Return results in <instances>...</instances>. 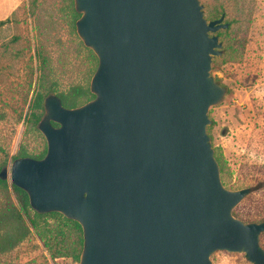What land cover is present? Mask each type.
I'll use <instances>...</instances> for the list:
<instances>
[{
  "label": "water",
  "instance_id": "water-1",
  "mask_svg": "<svg viewBox=\"0 0 264 264\" xmlns=\"http://www.w3.org/2000/svg\"><path fill=\"white\" fill-rule=\"evenodd\" d=\"M75 28L97 57L94 97L43 98V157H16L0 179L39 213L82 229L79 264H212L218 250L264 264V220L232 213L251 192L221 182L206 126L225 93L211 75L225 14L199 0H74Z\"/></svg>",
  "mask_w": 264,
  "mask_h": 264
},
{
  "label": "rangeland",
  "instance_id": "rangeland-1",
  "mask_svg": "<svg viewBox=\"0 0 264 264\" xmlns=\"http://www.w3.org/2000/svg\"><path fill=\"white\" fill-rule=\"evenodd\" d=\"M207 20L225 14L219 30L222 54L213 56L211 75L225 87L223 98L209 108L206 126L221 182L236 190L250 187L233 213L243 222L264 220V0H199ZM74 0H18L0 26V168L25 149L30 157L42 151L45 138L27 120L29 102L38 92L66 93L88 87L96 55L75 28ZM66 107V106H65ZM43 112L41 113L42 116ZM5 198L0 193V202ZM234 210V209H233ZM26 223H28L25 217ZM46 227L58 226L39 219ZM49 234H46L48 236ZM74 234L67 242L73 247ZM264 248V232L259 236ZM212 264H252L243 253L218 250ZM0 264H79L71 257L52 258L34 230L12 250L0 253Z\"/></svg>",
  "mask_w": 264,
  "mask_h": 264
},
{
  "label": "trees",
  "instance_id": "trees-1",
  "mask_svg": "<svg viewBox=\"0 0 264 264\" xmlns=\"http://www.w3.org/2000/svg\"><path fill=\"white\" fill-rule=\"evenodd\" d=\"M79 16L80 14H76L75 18H79ZM7 20L8 17L0 20V26L7 22ZM217 33H219V31ZM58 96L62 104L66 107L79 106L94 97L88 87L81 86L72 87L68 92L59 93ZM42 103V95L38 92L32 96L29 102L30 111L27 120L31 121L34 126L37 125L41 113L44 110ZM45 151L46 145L40 153L32 157L41 158L45 154ZM22 156H29L25 149H20L11 159L13 160L16 157ZM216 160L219 164L220 173H222L220 159L216 158ZM0 193L5 198L0 202V253L12 250L27 236L30 230H34L39 238L42 239L44 245L47 246L53 259L57 257H71L76 263H79L83 239L82 229L77 221L67 218L56 211L45 213L34 211L30 207L27 193L20 187L11 183L9 179H0ZM234 212L238 213L240 211L234 208L233 213ZM25 217L28 223H26ZM39 219H51L56 222L59 227L53 225L51 227H46L44 233L42 231L43 228L39 225ZM46 234L49 235L46 236ZM70 234L75 235V239L72 242L74 245L73 247L69 246L67 242Z\"/></svg>",
  "mask_w": 264,
  "mask_h": 264
},
{
  "label": "crops",
  "instance_id": "crops-1",
  "mask_svg": "<svg viewBox=\"0 0 264 264\" xmlns=\"http://www.w3.org/2000/svg\"><path fill=\"white\" fill-rule=\"evenodd\" d=\"M18 0H0V20L7 18L17 7Z\"/></svg>",
  "mask_w": 264,
  "mask_h": 264
},
{
  "label": "flooded vegetation",
  "instance_id": "flooded-vegetation-1",
  "mask_svg": "<svg viewBox=\"0 0 264 264\" xmlns=\"http://www.w3.org/2000/svg\"><path fill=\"white\" fill-rule=\"evenodd\" d=\"M215 19V18H214Z\"/></svg>",
  "mask_w": 264,
  "mask_h": 264
}]
</instances>
